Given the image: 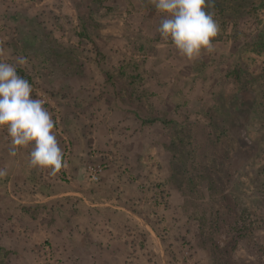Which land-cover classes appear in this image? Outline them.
<instances>
[{"label": "rangeland", "instance_id": "1", "mask_svg": "<svg viewBox=\"0 0 264 264\" xmlns=\"http://www.w3.org/2000/svg\"><path fill=\"white\" fill-rule=\"evenodd\" d=\"M212 10L213 51L190 60L151 0H0V62L63 153L29 168L0 129V170L21 176L0 180V264H264V0ZM34 186L78 193L21 202Z\"/></svg>", "mask_w": 264, "mask_h": 264}, {"label": "clouds", "instance_id": "2", "mask_svg": "<svg viewBox=\"0 0 264 264\" xmlns=\"http://www.w3.org/2000/svg\"><path fill=\"white\" fill-rule=\"evenodd\" d=\"M163 15L158 32L187 59L212 52V40L219 33L214 18L215 0H151ZM24 58L17 63L23 65ZM55 121L44 101L33 98L32 86L18 75L16 66L0 62V129L10 138L9 155L31 146L29 168L50 169L53 174L63 165L62 149L54 132ZM6 175L0 170V177Z\"/></svg>", "mask_w": 264, "mask_h": 264}, {"label": "crops", "instance_id": "3", "mask_svg": "<svg viewBox=\"0 0 264 264\" xmlns=\"http://www.w3.org/2000/svg\"><path fill=\"white\" fill-rule=\"evenodd\" d=\"M4 159H6L7 161H9V159L8 158H4ZM3 159V160H4ZM1 163V162H0ZM2 163H4V161L2 162ZM5 173H6V175H4V176H2V177H0V180H10V181H12V182H9L8 184H10V183H13L14 181H16V180H21L20 178H21V176H20V172L19 171H17L16 169H14V167H13V169H11V168H9V170L8 171H6L4 168L2 169ZM1 188V187H0ZM2 189H5L6 190V187H2L1 188V190H0V192L2 193V196H3V199L1 200V204L3 203V202H5V200L8 198V197H5L4 195H5V193L3 192V190ZM78 193V191L77 190H75L74 191V193L73 192H70L68 189H64L63 190V192H60L59 194H57L56 192H51V191H47L46 190V192H44V193H42L39 189H37L35 186L33 187V190L32 191H28L27 193H26V195H24L25 197H24V199H23V201H21V202H24V203H26V204H36V203H38V202H40V201H50V204H52V203H54V201L55 200H53L52 198L53 197H57V198H60V197H63V196H66V199H68V196H70V195H72V194H77ZM5 197V198H4ZM71 198V197H70ZM4 200V201H3ZM11 200V198H9V201ZM8 201V202H9ZM11 202V201H10ZM8 204V203H7ZM54 204H56V203H54ZM104 252H107L108 253V251H104ZM74 252H66V253H62V255H67V254H70L71 256L69 257L70 259H81V257L82 256H80V255H78L79 253H78V251L77 252H75L76 254H73ZM74 255V256H73ZM65 258V257H64Z\"/></svg>", "mask_w": 264, "mask_h": 264}, {"label": "trees", "instance_id": "4", "mask_svg": "<svg viewBox=\"0 0 264 264\" xmlns=\"http://www.w3.org/2000/svg\"><path fill=\"white\" fill-rule=\"evenodd\" d=\"M258 1L259 0H215L217 5L220 6V15L222 18H225V20L232 19L239 10L255 7ZM238 80L239 74L238 71L235 70L234 81L238 83Z\"/></svg>", "mask_w": 264, "mask_h": 264}, {"label": "built area", "instance_id": "5", "mask_svg": "<svg viewBox=\"0 0 264 264\" xmlns=\"http://www.w3.org/2000/svg\"><path fill=\"white\" fill-rule=\"evenodd\" d=\"M101 166H99V165H97V167H95V169H94V173H93V175H92V177L94 178V179H97V172H100L101 171Z\"/></svg>", "mask_w": 264, "mask_h": 264}]
</instances>
